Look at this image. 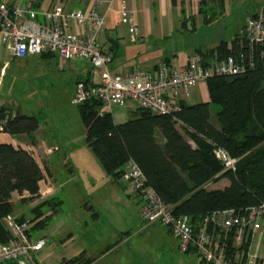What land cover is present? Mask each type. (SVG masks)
Listing matches in <instances>:
<instances>
[{
    "label": "trees",
    "instance_id": "obj_1",
    "mask_svg": "<svg viewBox=\"0 0 264 264\" xmlns=\"http://www.w3.org/2000/svg\"><path fill=\"white\" fill-rule=\"evenodd\" d=\"M207 1L199 0V4ZM41 2L32 0L33 8L37 9ZM171 2L175 4L176 0ZM217 2L223 7V0ZM260 11L264 14V5ZM257 14H251L250 18ZM243 27L230 41L221 40L213 48H195L193 51L201 56V65L206 67L214 59L221 60L242 50ZM40 55L46 58L52 53ZM255 61V67L245 73L208 77L205 81L208 101L187 104L179 100L180 109L173 114H156L137 106L134 117L115 123L110 112L100 113L103 104L98 100L78 104L86 128L85 143L115 182L121 180L127 161L133 160L144 173L146 186L173 205L176 215H187L195 229L213 211L243 210L264 203V62L259 58ZM165 62L170 64L168 59ZM83 81L89 84L90 79ZM212 106L217 107L215 120L211 118ZM12 112L0 107V122L5 120L0 134L32 137L38 129V119ZM215 147L238 159L234 171H223L213 154ZM43 176L29 150L0 141V245L13 237L4 220L13 216L12 193L27 192L23 201L40 198L39 183ZM223 178L228 180L226 186L207 187ZM62 203L57 196L47 197L31 208L29 220L24 215L13 218L18 224H25L29 238L49 225ZM250 244L247 239L238 248L241 262L245 261ZM90 262L79 255L60 264ZM4 264L17 262L10 260Z\"/></svg>",
    "mask_w": 264,
    "mask_h": 264
},
{
    "label": "built area",
    "instance_id": "obj_2",
    "mask_svg": "<svg viewBox=\"0 0 264 264\" xmlns=\"http://www.w3.org/2000/svg\"><path fill=\"white\" fill-rule=\"evenodd\" d=\"M101 2L96 0V6ZM37 13L32 0H0L1 42L10 44L9 52L13 58L54 53L60 61H88L93 68V78L89 84L83 80L75 83L72 103L78 105L96 99L103 104L100 113L111 105L132 102L156 114H173L179 111L180 106L177 101L168 99L170 93L175 95L182 90L188 95L191 88L205 82L208 77L242 74L255 67L257 58L264 62L262 11L249 18L241 30L242 50L221 60L214 59L206 67L201 65L200 54L192 51L183 61L161 63L155 76L141 68L111 73L112 58L98 45L105 20L95 7L67 10L63 3L56 4L43 13L44 23L35 20ZM120 13L121 23H125L128 18L124 4H121ZM129 31L134 34L138 31L132 18ZM140 81H144L141 87L130 85V82ZM4 124L5 120L0 122V131H3ZM56 149L53 147L47 151ZM213 154L222 164L223 171L235 170L237 158L220 147H215ZM121 180L131 193L140 196V217L144 226L158 224L167 228L181 253L193 251L207 264H258L257 256L248 253L245 261L241 262L242 253L238 248L247 239L252 242L264 234V203L243 210L213 211L204 216L195 229L187 215H176L173 205L164 202L151 187L146 186V177L133 160L127 161ZM40 194L43 195L42 190ZM4 220L13 237L0 245V264L10 260L17 264H37L30 252L40 250L44 239L31 241L25 233V224H18L11 215Z\"/></svg>",
    "mask_w": 264,
    "mask_h": 264
},
{
    "label": "rangeland",
    "instance_id": "obj_3",
    "mask_svg": "<svg viewBox=\"0 0 264 264\" xmlns=\"http://www.w3.org/2000/svg\"><path fill=\"white\" fill-rule=\"evenodd\" d=\"M227 2L230 3V0ZM263 5L264 0H231L229 15L219 17L212 26H207L200 20L202 16H198L197 29L194 31L187 29L169 31L164 40V48L172 49L181 45L180 48L190 49L196 44L213 46L220 40L216 41L217 38L230 40L244 24L246 18L260 10ZM212 13L210 11L209 15ZM5 62H8V65L4 69L0 82V97L8 95L17 102L28 105L26 114L36 115L38 118L40 126L38 136L42 140V144L45 146H54L57 143V145H62V138L69 136L74 137L78 143L86 145V128L81 122L76 105L71 102V98L75 92V79L78 76H83L85 69H91L89 62L77 59L57 64L55 60L44 59L39 55L11 61L8 52L0 43V69ZM187 102L194 103L196 101L194 98H188ZM39 106L41 107L40 111L37 110ZM125 107H111V110H114L113 118L116 122H124L134 117V110L127 111ZM216 110V106L211 107L213 120H215ZM180 131L182 132V130ZM85 149L87 155L84 150H74L69 154L63 146L58 152L54 150L55 153L50 156L53 166L56 167L53 176V184L58 189L56 196L62 199L63 203L58 210V218H52L47 227L39 229L35 234L37 238L46 236L45 239L50 240V243L54 245L58 235L62 232L71 229L72 232L76 231L75 234L79 235L87 226L90 229L89 232L93 229L96 235L98 232L105 235L102 238L103 246L118 242V247L125 253V257L122 259L125 264H193L198 261L195 254L190 256V254L181 253L177 248L174 253H171L166 245L157 248L156 244L159 239L155 237L153 231L155 233L161 228L153 224L144 226L140 217V198L131 193L122 180L113 181V178L104 172L91 150L88 147ZM37 154V160L43 166L45 163V159L42 158L43 154L38 150ZM70 168L73 171H70ZM88 174L91 175V180L87 179ZM43 180L44 187L41 189L43 195L40 194V196H46L53 191L45 175ZM75 182L80 185L77 190L71 185ZM225 184H228V180L223 178L207 187L222 188ZM15 205L18 212L21 210L20 213H25L27 217L31 218L30 210L36 204L28 202L21 207ZM94 213L97 215L96 218H93ZM69 218L74 222L69 223L63 229L62 226L67 223ZM74 227L76 228L72 229ZM125 234H129V237L132 236V238L120 242L121 237ZM80 241H82V237L74 243L78 245ZM78 248L80 247H77V250ZM98 248L102 250L103 247ZM251 248L264 255V234L261 239L258 237L253 241ZM93 251L94 253L89 252L87 255L94 257L103 252H95V249ZM115 251L111 252V255ZM188 261L192 263H188Z\"/></svg>",
    "mask_w": 264,
    "mask_h": 264
},
{
    "label": "crops",
    "instance_id": "obj_4",
    "mask_svg": "<svg viewBox=\"0 0 264 264\" xmlns=\"http://www.w3.org/2000/svg\"><path fill=\"white\" fill-rule=\"evenodd\" d=\"M60 3H63L65 9L67 10L76 9V8L90 10L95 7L97 12L104 17L105 27L98 38V45L103 51L108 53L112 58L110 62L111 73H122L129 69L141 68L150 71L153 76H155L158 66L161 63L165 62L166 59L170 60V63L176 60L183 61L184 57L189 52H192L195 48H201V49L213 48L221 40H225V39L217 38L216 41L219 39L220 40L218 41L217 44H214L213 46H203V44H196L192 48L186 49V48H180L181 47L180 45L181 43H180L179 44L180 47L175 46L172 49L164 48L163 45L164 40L168 36L167 33L169 31L174 32V29L175 30L177 29L179 31L184 29L194 31L195 29H197L196 21L198 16H202V19L200 20H202L203 23L207 24V26H212L216 22V20H218L219 17L226 16L231 13V0L230 3H228L227 0H223V7H219L217 0H208L206 3L201 5L199 4V0H176L175 4H172L171 0H102V2L98 6H96V0H42L39 7L36 9L38 13L35 17V20L40 23H44L43 13L48 11L53 5ZM121 4H124L126 8V14L128 19L125 23H121V13H120ZM260 10L254 13H257ZM210 11L213 12L211 15H209ZM250 16L246 18L244 24L247 22ZM131 18L135 22L138 28V31L135 34L129 31V24ZM244 24L238 29V31L244 26ZM0 43L8 52L11 61L15 59L23 60L34 56V55H29L21 58H13L9 52L10 44L9 43L4 44L1 42V40ZM39 56L45 59V57H42L40 54ZM46 58L55 60L57 64H61L63 62L60 61L58 56L54 53H52L51 57H46ZM7 65L8 62H5L0 69L1 70L0 82L2 81V75ZM82 75L83 76L76 77L75 83L79 80H86L93 78L92 65H91V69L89 70L85 69ZM130 85L135 87H141L144 85V81L130 82ZM73 96H74V92L71 99H73ZM188 98H194L196 101L194 103L207 102L209 98H208L206 83L205 82L198 83L195 87L191 88V90L188 92V95H186L182 90H178L175 95L170 93L168 97V99L174 101L181 100L187 104H194V103H188L187 102ZM46 103H48V101H46ZM40 106L37 108L38 111H40L41 109ZM113 106H126L125 109L127 111L134 110L133 113L137 109V105L132 102H128L125 105H111L110 107H107V111L112 114V117L114 110H111V107ZM0 107H4L12 110L13 111L12 113L14 115L16 111L26 114L27 111L26 108H28V105L24 103H19L7 95L0 97ZM32 116H35L37 118L36 115H32ZM113 121L115 123H121V122H116L114 118ZM64 127L67 128V126ZM39 130H40V126H38V129L35 131L32 137H28L27 135L11 136L7 133L0 134L1 142L11 143L16 147L18 146L27 149L32 153L33 157L41 167L43 171V175H45L46 180L51 184L53 188L52 193H49L46 196H40V198L38 199L26 200V201H23L22 199L28 197L27 192L12 193L11 202L14 208L13 216L19 217L21 215H24V217L27 220H29L30 218L27 217L25 213L24 214L20 213L21 210L18 212V209L15 204H17L19 207H21L23 204L28 202H30L31 204H37L42 199L57 195L58 189L53 184V178H54L53 176L54 173L56 172V167L53 166V162L50 159V156H52L55 152L54 151L48 152L47 149L56 146L58 148L56 151L58 152L64 146L65 151L69 154L74 150H78V151L84 150V153L87 155L85 149L87 148L86 147L87 145L78 143L77 141H75L76 139L74 137L68 136L66 138L65 137L62 138V145L60 144L57 145L58 144L57 143L54 146H45L44 144H42V140H40L38 136ZM37 150L38 152L43 154L42 158L45 159L44 161L45 163L43 164V166L37 160L38 158ZM70 171H73V169L70 168ZM87 179L89 180L92 179L90 174L87 175ZM71 185L75 187V190H77V188L80 187V185L76 182L72 183ZM39 186H40V190L43 189L44 187L43 180L40 181ZM224 186H226V184ZM138 197L140 198V196ZM96 216L97 215L94 214L93 218H96ZM52 218L57 219L58 212L55 213ZM72 222L74 221L71 218H69L67 220V223H65V225L62 226V228L63 229L66 228L67 225ZM84 224H86L85 221ZM153 225L159 226L161 228L160 230H156L155 233L153 231L155 237L159 239L158 243L156 244L158 246L157 248L164 247V245H166L167 249L171 253H174L175 249L177 248V242L173 238L169 230L158 224H153ZM75 228L76 227L72 229ZM89 230L90 229H88V227L86 226L85 230L84 231L82 230L79 233V235H77V233L75 234L76 232L75 230H74L75 232H72L71 229L70 230L68 229L67 232L64 231L60 235H58L54 245L50 243V240L45 239L46 236H41L37 238L35 236L36 232H34L31 235V237H29V239L31 241L44 239L45 243L40 250L31 251L30 252L31 257L33 258L34 261L37 262V264H60L62 261L69 260L79 255H82L84 259H90L91 262L89 264H125L122 262V259H124L125 257V253L123 249L118 247L119 246L118 242H115L114 244L108 243L103 246L102 238L105 237V235H102L101 232H98V234L96 235L93 229L90 232ZM129 236H130L129 234L123 235L120 239V242L124 240L127 241L130 238H132V236L131 237ZM80 237H82V241H80V244L76 245L74 242L75 241L78 242L80 240ZM252 244L253 241L249 246L248 254L257 256L258 264H264V255H262L260 251L259 252L257 250L253 251L251 248ZM77 247H80L81 249L78 248L77 250ZM98 247L100 248L103 247V248L102 250H99ZM94 249L95 252L96 251H98V253L99 251H103V252H101L99 255L94 257L88 256L87 254L89 252H91V254L94 253L93 251ZM114 251L115 253L111 255V252ZM188 254H190L191 256L193 253L189 252L187 253V255ZM196 258L198 259V261H196L193 264H207L204 261H201L197 257V255ZM188 263H192V262L188 261Z\"/></svg>",
    "mask_w": 264,
    "mask_h": 264
}]
</instances>
